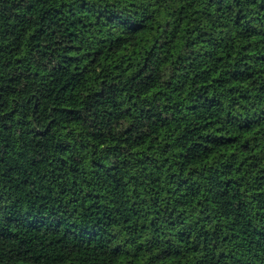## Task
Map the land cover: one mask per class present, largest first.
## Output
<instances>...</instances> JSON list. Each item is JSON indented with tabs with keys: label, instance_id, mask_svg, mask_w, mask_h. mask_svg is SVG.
Returning a JSON list of instances; mask_svg holds the SVG:
<instances>
[{
	"label": "trees",
	"instance_id": "trees-1",
	"mask_svg": "<svg viewBox=\"0 0 264 264\" xmlns=\"http://www.w3.org/2000/svg\"><path fill=\"white\" fill-rule=\"evenodd\" d=\"M0 264H264V0H0Z\"/></svg>",
	"mask_w": 264,
	"mask_h": 264
}]
</instances>
